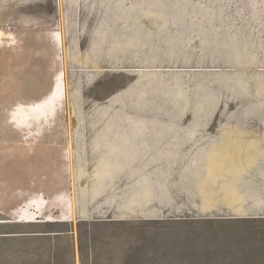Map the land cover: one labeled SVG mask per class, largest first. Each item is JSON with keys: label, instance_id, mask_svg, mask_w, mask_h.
<instances>
[{"label": "rangeland", "instance_id": "rangeland-1", "mask_svg": "<svg viewBox=\"0 0 264 264\" xmlns=\"http://www.w3.org/2000/svg\"><path fill=\"white\" fill-rule=\"evenodd\" d=\"M80 12L108 29L72 108L56 39ZM79 122L264 123V0L0 3V264H264V221L71 218L48 130Z\"/></svg>", "mask_w": 264, "mask_h": 264}, {"label": "crops", "instance_id": "crops-1", "mask_svg": "<svg viewBox=\"0 0 264 264\" xmlns=\"http://www.w3.org/2000/svg\"><path fill=\"white\" fill-rule=\"evenodd\" d=\"M64 19V33L56 40L68 85L65 97L77 108L76 101L85 98V90L95 82L98 46L106 43L101 33L108 25L93 20L89 12L67 13ZM53 126L48 131L56 133L53 138L58 144L63 143V179L70 181L59 196L63 210L73 219L101 213L111 221H188L189 226L199 228L264 221V123L79 122Z\"/></svg>", "mask_w": 264, "mask_h": 264}]
</instances>
